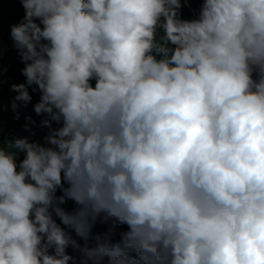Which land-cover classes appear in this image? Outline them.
Masks as SVG:
<instances>
[{
	"label": "clouds",
	"instance_id": "9594fccd",
	"mask_svg": "<svg viewBox=\"0 0 264 264\" xmlns=\"http://www.w3.org/2000/svg\"><path fill=\"white\" fill-rule=\"evenodd\" d=\"M20 2L0 264H264V0Z\"/></svg>",
	"mask_w": 264,
	"mask_h": 264
},
{
	"label": "trees",
	"instance_id": "16d2710c",
	"mask_svg": "<svg viewBox=\"0 0 264 264\" xmlns=\"http://www.w3.org/2000/svg\"><path fill=\"white\" fill-rule=\"evenodd\" d=\"M24 15L25 12L20 0H0V142L27 137L30 141L44 143L43 138L48 133V129L42 127L41 124L46 116L38 115L34 111V105L39 102L40 98L39 91H33L35 86L29 88V93L32 96L31 103L26 107L21 104L15 111L11 107L16 95L15 92L10 90L11 85L24 83L26 78L21 72L25 64L14 46L10 31L11 26L19 23ZM181 18L186 20L196 18L195 5L192 0H188L184 4L181 9ZM162 34V30H158L157 38L159 39ZM92 83L94 84L95 81ZM17 112L19 118H16ZM28 117H31V120L27 119ZM26 125L30 130H26ZM23 158L24 153H20L19 159ZM66 207L71 209L73 207L72 202L69 201ZM57 222L59 223V220ZM121 230H126V226ZM104 231L105 225L97 224L93 229V234L103 233ZM72 235L75 238V234L72 233ZM82 242L84 243V241H80V243ZM90 243H94V241ZM67 252L74 257L75 264H80L81 253L70 248L67 249Z\"/></svg>",
	"mask_w": 264,
	"mask_h": 264
},
{
	"label": "rangeland",
	"instance_id": "374dc122",
	"mask_svg": "<svg viewBox=\"0 0 264 264\" xmlns=\"http://www.w3.org/2000/svg\"><path fill=\"white\" fill-rule=\"evenodd\" d=\"M194 5H195V15L196 17L198 16V12H199V9H200V6H201V3H202V0H192ZM81 245H83V242L81 243ZM70 249H72L71 247H69ZM52 250L50 249V252ZM74 251V250H73Z\"/></svg>",
	"mask_w": 264,
	"mask_h": 264
}]
</instances>
